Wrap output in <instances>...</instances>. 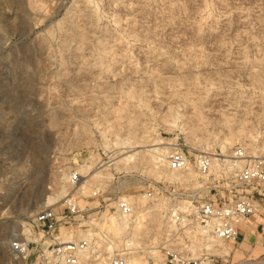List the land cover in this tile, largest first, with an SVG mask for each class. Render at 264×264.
<instances>
[{
    "label": "rangeland",
    "instance_id": "rangeland-1",
    "mask_svg": "<svg viewBox=\"0 0 264 264\" xmlns=\"http://www.w3.org/2000/svg\"><path fill=\"white\" fill-rule=\"evenodd\" d=\"M152 144L166 153L147 163ZM235 147L264 156V0H0V264H39L32 246L17 258L11 243L40 239L32 218L69 195L78 213L60 241L92 234L78 264H109L126 242L125 257L148 264H164L149 253L160 247L264 264V202L238 244L168 216L172 200L192 214L186 194L225 205L240 195L224 162ZM174 150L190 165L167 179ZM199 154L224 157L202 178ZM160 184L171 195L154 194Z\"/></svg>",
    "mask_w": 264,
    "mask_h": 264
},
{
    "label": "built area",
    "instance_id": "built-area-1",
    "mask_svg": "<svg viewBox=\"0 0 264 264\" xmlns=\"http://www.w3.org/2000/svg\"><path fill=\"white\" fill-rule=\"evenodd\" d=\"M211 164L212 160L209 155L199 154L194 157L192 166L196 171V175L206 178L210 175ZM189 165L190 159L182 150H174L167 155L166 166L171 172H183ZM227 166H231L230 170L234 175V185L241 189L238 197L228 201V204L225 205L220 203L219 198L215 201L212 199L195 201L193 200L194 196L186 194L183 196L189 199L186 202L191 205L192 214H188V212L181 209V206L184 208L181 202L172 200L169 203L168 216L177 226L187 222L191 216L195 222L200 224L206 234L214 240L238 244L239 241H244L247 233H251V226L256 222L255 214L264 202V156L250 157L243 148L235 147ZM78 180V174L71 175L70 181L72 183H76ZM171 188H173L171 184H160L154 186L152 192L161 195L163 192L169 193ZM232 189L233 186L230 185L228 190ZM149 196H151V193ZM116 210L122 218H128L132 213L131 205L125 200L117 202ZM77 213L78 207L72 195L63 200L62 211L58 212L54 208L39 211L31 220L28 234L32 230L33 234L37 233L41 236L40 239H24V241L17 240L11 243L10 247L14 255L17 258L23 257L28 251V247L32 246L35 252L38 253L39 264H78L79 257L88 247V241L73 238L66 243H62L60 235L56 232L61 224L72 223ZM244 224L248 226V229H241ZM255 229H257V225ZM125 246L123 247L125 249L129 247ZM123 251L127 250L112 252L109 264H130ZM162 255L164 264L227 263L224 258L212 256L193 259L191 256L170 247L164 248Z\"/></svg>",
    "mask_w": 264,
    "mask_h": 264
},
{
    "label": "bare ground",
    "instance_id": "bare-ground-1",
    "mask_svg": "<svg viewBox=\"0 0 264 264\" xmlns=\"http://www.w3.org/2000/svg\"><path fill=\"white\" fill-rule=\"evenodd\" d=\"M158 144H161V143H157L156 145H158ZM138 145V142H135V143H129V145L127 146V147H125V149H129V151H130V149H134L135 147H139V146H137ZM123 146V145H122ZM126 146V145H125ZM153 146H155L154 144H152V145H149V147L150 148H148V149H144L143 150V153H146V154H143L145 157H147L145 160H146V162L148 163V162H151V161H154L155 159H157L156 158V156L154 157V154H156V155H161V156H164V154L166 153V150H164L163 148V151H161L160 150V148L158 147H153ZM166 149V148H165ZM132 157H134V154H132V155H130L129 157H127L126 159H125V161L124 162H129V161H131V159H132ZM144 157V158H145ZM221 157H224L222 154H213V157L211 158V160H213V162H215L216 160H218L219 158L221 159ZM232 156H230L229 157V159L231 158ZM166 158H167V156L165 157V161H166ZM229 159H228V161H224V162H229ZM159 161H164V157L163 158H161ZM157 162H154V164H156ZM165 163V162H164ZM231 166H229V168H230ZM95 177H97V176H95ZM166 178L167 179H173V178H175V179H178V177L177 176H175V174L173 173V172H171V171H169V173L167 174V176H166ZM97 180V179H96ZM98 182V181H97ZM100 182V181H99ZM82 184H85V182L84 183H82ZM87 185V184H86ZM86 188H87V186H83L82 187V189L84 190H86ZM96 188V187H95ZM98 190H99V188H97ZM96 189V190H97ZM95 191V190H94ZM94 191L92 192L93 193V195H94ZM96 192H98V191H96ZM96 194V193H95ZM125 198V197H124ZM124 198H122L123 200H124ZM128 200V199H127ZM51 202H53L52 201V199H50V198H48V199H46V201H45V207H48V206H51L53 203H51ZM122 218V217H121ZM140 218H141V215L140 216H138L137 218H136V220H138V222H137V225H138V223H140L139 221H141L140 220ZM112 219V220H111ZM110 220L113 222L112 223V225H113V227H116V229H118L119 227H117V225H115L114 226V223H115V221H114V219L113 218H111ZM124 220H125V218H123ZM118 220V219H117ZM121 222V221H120ZM120 222H119V224H120ZM116 224V223H115ZM121 224L125 227L126 225L124 224V223H122L121 222ZM121 224H120V229H122L121 228ZM120 229H118V231L120 230ZM108 230H110V229H108ZM200 230H201V232L202 233H206L205 231H204V229L202 228V227H200ZM91 235L92 234H88L87 236V240H89V239H91ZM102 237V236H101ZM74 237H71V238H68V239H66V240H64V241H62V243H66V242H68V241H70L71 239H73ZM132 240V239H131ZM216 241H219V240H216ZM130 242V241H129ZM220 242V241H219ZM131 243V242H130ZM108 244V243H107ZM126 245L127 246H130V244L129 243H127L126 242ZM112 247L113 246H111V247H108L109 249H112ZM164 248L163 247H160L158 250H151L149 253L151 254V255H156L157 253H161L162 252V250H163ZM123 250H128L129 251V248L128 249H123ZM215 250V249H214ZM110 251H112V252H114V250H110ZM131 251V250H130ZM127 252V254H129V256H130V253L132 252H134V251H131V252ZM126 252V251H125ZM135 253V252H134ZM93 254H94V257H98V255H97V252L96 251H94L93 252ZM206 255V254H205ZM207 256V255H206ZM208 257V256H207ZM128 261H129V263L130 264H148L147 262H142V260H141V257L140 258H138L137 256H135V255H133L132 257H129L128 259H127ZM80 264V263H79ZM99 264H105V263H103V262H101V263H99ZM247 264V263H246Z\"/></svg>",
    "mask_w": 264,
    "mask_h": 264
},
{
    "label": "crops",
    "instance_id": "crops-1",
    "mask_svg": "<svg viewBox=\"0 0 264 264\" xmlns=\"http://www.w3.org/2000/svg\"><path fill=\"white\" fill-rule=\"evenodd\" d=\"M241 229H242V230H246V229H248V226L244 224V225H242ZM248 234H251V233H247L245 236L247 237ZM246 237H245V238H246ZM244 240H245V239H244Z\"/></svg>",
    "mask_w": 264,
    "mask_h": 264
}]
</instances>
